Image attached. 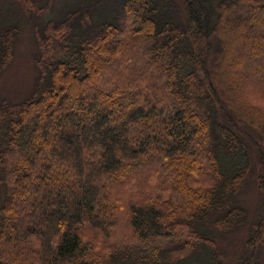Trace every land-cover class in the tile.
Here are the masks:
<instances>
[{
  "label": "trees",
  "instance_id": "trees-1",
  "mask_svg": "<svg viewBox=\"0 0 264 264\" xmlns=\"http://www.w3.org/2000/svg\"><path fill=\"white\" fill-rule=\"evenodd\" d=\"M263 18L264 0H0V80L30 31L36 69L25 100L0 91V264H264Z\"/></svg>",
  "mask_w": 264,
  "mask_h": 264
},
{
  "label": "rangeland",
  "instance_id": "rangeland-1",
  "mask_svg": "<svg viewBox=\"0 0 264 264\" xmlns=\"http://www.w3.org/2000/svg\"><path fill=\"white\" fill-rule=\"evenodd\" d=\"M257 22H258L257 20L252 21V24H254L255 26L254 29L256 33L264 28V22L259 26V28ZM28 37H30V39L28 42L25 43L24 51L21 54V56L19 55L20 58H18L15 61L10 71L0 80V91L4 92L5 94L13 98L15 101H22L28 98L33 93L34 90H32V88L33 86H35V82H36V69L33 63V59L27 54V47H26V46L31 47L29 43L31 42L33 43L31 31L28 34ZM236 45L237 44L233 42L232 44H230L229 41L227 42V47L231 46V49L233 51L228 57L227 62L220 63L221 66H220L219 76L217 78V86L218 88H220L219 90H221L223 94H225L226 96L228 95L227 91L231 90L232 87V76H234V74L236 76L239 73L238 68H240L242 65L241 63L242 59L240 60L239 64H238V60L240 59V56L242 55L244 50L240 49V47ZM101 61L104 65L103 67H106L108 63V59L101 58ZM261 67H264V63H258V65L255 66L254 72H256L257 75L260 73ZM109 75H112V73ZM250 81L251 83L253 82L255 85L252 92L256 93L257 91L256 87H258L257 86L258 80L256 78V75H254ZM163 86L161 87L164 88ZM101 87L103 89H106L105 84H103ZM234 92H237V90H235ZM102 110H106V108L102 106ZM259 175L260 173L258 172H256L253 175L252 183L254 185H256L258 181ZM132 188H136V186H132ZM115 191L116 189L113 188L112 193H114ZM243 198L244 200H246L245 202L249 206V208H254L259 205L262 199V194L261 193L257 194V191L252 189L249 192L243 194ZM116 209L117 211L119 210L118 220H116L115 222L117 229L113 231V236L110 240H108V242L115 241L119 244H123L128 241H131L133 239V235H132L131 227L128 223L127 209L125 204L124 205L117 204ZM231 252L232 250L230 251L229 255H231Z\"/></svg>",
  "mask_w": 264,
  "mask_h": 264
}]
</instances>
